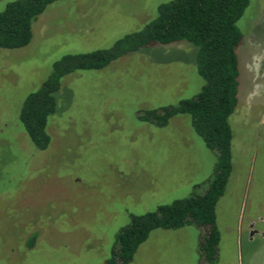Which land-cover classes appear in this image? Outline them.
<instances>
[{"label":"rangeland","instance_id":"obj_1","mask_svg":"<svg viewBox=\"0 0 264 264\" xmlns=\"http://www.w3.org/2000/svg\"><path fill=\"white\" fill-rule=\"evenodd\" d=\"M9 1L0 0V10ZM166 1L58 0L33 21L27 45L0 48V264H103L131 214L201 191L211 176L216 153L189 114L165 126L138 118L142 108L200 90L196 47L186 41L153 43L104 68L64 75L46 149L19 121L24 99L54 61L110 47ZM237 25L232 171L216 204L215 264H264V0H249ZM203 231L196 224L153 229L126 264H205Z\"/></svg>","mask_w":264,"mask_h":264},{"label":"trees","instance_id":"obj_2","mask_svg":"<svg viewBox=\"0 0 264 264\" xmlns=\"http://www.w3.org/2000/svg\"><path fill=\"white\" fill-rule=\"evenodd\" d=\"M58 0H11L0 10V48H19L32 38V23L48 4ZM249 0H169L158 5L157 15L139 30L126 33L110 47L68 53L53 62L48 77L24 99L19 121L31 142L40 150L51 141L49 117L56 111V92L64 75L76 70L101 69L117 58L153 43L167 45L186 41L196 47V67L203 79L200 90L175 104L138 110V118L165 126L177 114H189L193 129L215 151L213 172L201 191L162 203L155 210L131 214L115 235L103 264H126L138 246L156 228L176 229L187 224L204 227L198 250L200 260L215 264L220 230L216 204L224 194L232 171L233 131L229 121L238 103V55L242 39L237 25ZM33 233L28 245L34 243Z\"/></svg>","mask_w":264,"mask_h":264}]
</instances>
